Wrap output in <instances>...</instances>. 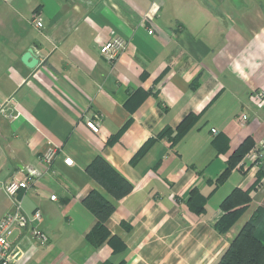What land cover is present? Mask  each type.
Segmentation results:
<instances>
[{"label": "crops", "instance_id": "crops-1", "mask_svg": "<svg viewBox=\"0 0 264 264\" xmlns=\"http://www.w3.org/2000/svg\"><path fill=\"white\" fill-rule=\"evenodd\" d=\"M113 31L127 40L115 64L101 52ZM1 107L0 191L36 170L20 196L49 238L17 230L15 264H217L264 211V0H0ZM51 148L49 168L40 155ZM97 156L131 183L126 195L87 171ZM93 190L113 205L95 242L98 216L84 201ZM235 190L248 200L223 233ZM11 207L7 196L0 217Z\"/></svg>", "mask_w": 264, "mask_h": 264}, {"label": "trees", "instance_id": "trees-1", "mask_svg": "<svg viewBox=\"0 0 264 264\" xmlns=\"http://www.w3.org/2000/svg\"><path fill=\"white\" fill-rule=\"evenodd\" d=\"M195 120L196 116L194 114H189L183 119L178 126V133L174 138L175 141L185 135ZM87 171L101 185L118 197H123L132 188L131 183L102 156H97L87 166ZM196 198L203 199V197ZM246 199L248 200V197L246 198L245 192L235 190L224 200L225 214L217 223V229L220 232L225 233L231 229L243 210V208H237V206L243 204ZM84 201L98 216L97 222L88 233V238L93 242L99 238L103 240L108 235L105 220L113 211V205L111 201L97 190L91 191ZM263 228L264 211L257 210L255 215L244 223L240 231L232 239L217 264H264V235L261 234Z\"/></svg>", "mask_w": 264, "mask_h": 264}, {"label": "built area", "instance_id": "built-area-1", "mask_svg": "<svg viewBox=\"0 0 264 264\" xmlns=\"http://www.w3.org/2000/svg\"><path fill=\"white\" fill-rule=\"evenodd\" d=\"M146 17L152 19V14H146ZM39 27L42 26L40 21H37ZM149 33H153L149 30ZM127 48V40L120 35H117L114 31L109 41L101 48V52L104 58L111 64H115L121 54ZM260 96V95H259ZM11 101H7L10 105ZM13 104V103H11ZM4 107L0 108V111L4 112ZM10 110V109H9ZM18 111L15 103L12 106L11 111H7L9 118H16ZM247 118L243 116V120ZM88 126L95 132L100 129L99 121H88ZM58 155L57 149H48L41 153L40 159L49 168L52 166L56 156ZM262 157V151L259 147L253 149L248 155L247 159L252 163H258L257 160ZM64 162L67 165H73L74 160L71 157H64ZM37 171L34 169H28L25 176L22 178L12 177L4 185V190L12 203V207L2 217H0V264H15L16 262V245L13 242V236L19 229H31L34 239L40 244L44 245L48 242V235L38 228V222L42 219V213L36 210L33 215L29 216L23 210L21 193L27 192L33 185L36 178ZM56 196L53 195L52 199Z\"/></svg>", "mask_w": 264, "mask_h": 264}, {"label": "water", "instance_id": "water-1", "mask_svg": "<svg viewBox=\"0 0 264 264\" xmlns=\"http://www.w3.org/2000/svg\"><path fill=\"white\" fill-rule=\"evenodd\" d=\"M23 62L30 66L33 67L37 62L38 59L37 57L33 54V50L29 49L22 57Z\"/></svg>", "mask_w": 264, "mask_h": 264}, {"label": "rangeland", "instance_id": "rangeland-1", "mask_svg": "<svg viewBox=\"0 0 264 264\" xmlns=\"http://www.w3.org/2000/svg\"><path fill=\"white\" fill-rule=\"evenodd\" d=\"M6 197H7L6 194L4 192L0 191V204L4 202V200L6 199ZM260 228H262V227H260ZM261 234L264 235V228H263V232Z\"/></svg>", "mask_w": 264, "mask_h": 264}]
</instances>
